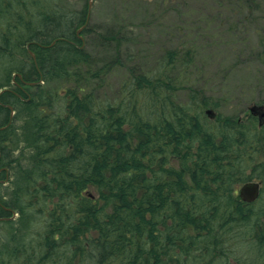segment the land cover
Masks as SVG:
<instances>
[{
    "label": "trees",
    "instance_id": "1",
    "mask_svg": "<svg viewBox=\"0 0 264 264\" xmlns=\"http://www.w3.org/2000/svg\"><path fill=\"white\" fill-rule=\"evenodd\" d=\"M66 1L0 0V264H264V205L237 197L259 181L264 197V126L199 87L186 28L154 68L120 64L123 26L88 28L119 54L98 60L76 33L87 12ZM218 5L237 14L225 43L263 88L264 46L246 43L264 45V0ZM37 81L47 105L25 96Z\"/></svg>",
    "mask_w": 264,
    "mask_h": 264
},
{
    "label": "rangeland",
    "instance_id": "2",
    "mask_svg": "<svg viewBox=\"0 0 264 264\" xmlns=\"http://www.w3.org/2000/svg\"><path fill=\"white\" fill-rule=\"evenodd\" d=\"M219 1L67 0L64 7L69 12L82 10L87 12V22L79 26L76 33L81 43H85V48L98 60H105L114 55L119 56V54L114 49L107 50L88 39L85 30L91 27L106 29L123 26L131 40L121 47L120 64L125 66L143 64L153 67L161 55V47L181 45L176 31L177 27L181 25L186 28L188 32L181 38V42L199 51L197 65L202 68V72L197 73L199 87H204L207 94L212 92L217 98L220 96H224L223 99L228 98L227 103L231 108L229 110L221 108L223 114H232L235 110L237 114L245 118L250 111L243 113L247 110L243 103L249 98L252 99L253 106L264 109V87L255 86L253 88L255 80L253 65L249 69L245 68V60L237 64L235 55H233L237 48L232 49L229 45L227 47L225 42L233 39L226 37L227 24L236 21L237 14L229 10V15L226 17V9L218 5ZM250 33L252 34L248 32L250 36L247 39L248 42L246 41L247 46L252 48L264 46L257 43V37L253 32ZM227 66L232 67L231 73L228 77H224ZM110 72L108 77L105 75L104 80L102 79L104 83L101 85L104 86V92L111 90L115 94L118 89L117 81L124 69L121 65H115ZM14 77L19 76L16 73ZM220 103V107H223L224 101ZM217 112L211 111V116L217 117ZM256 117L259 116L256 115ZM261 198L264 200L263 194ZM253 205L260 208L264 202ZM244 249L251 252V247L244 246Z\"/></svg>",
    "mask_w": 264,
    "mask_h": 264
},
{
    "label": "water",
    "instance_id": "3",
    "mask_svg": "<svg viewBox=\"0 0 264 264\" xmlns=\"http://www.w3.org/2000/svg\"><path fill=\"white\" fill-rule=\"evenodd\" d=\"M33 58L35 56L32 54ZM17 76L20 77L19 74ZM250 112L254 115L259 116L260 121L264 120V109L263 107L252 106ZM211 114V111H208ZM262 125V124H261ZM260 196V184L256 182H249L244 184L238 191V200L246 203H254ZM1 220V219H0Z\"/></svg>",
    "mask_w": 264,
    "mask_h": 264
},
{
    "label": "bare ground",
    "instance_id": "4",
    "mask_svg": "<svg viewBox=\"0 0 264 264\" xmlns=\"http://www.w3.org/2000/svg\"><path fill=\"white\" fill-rule=\"evenodd\" d=\"M80 48L81 49H83V48H85V43H83L81 46H80ZM32 54L35 56V54L32 52V51H30V55H31V57L33 58V56H32ZM34 60H36V56H35V58H33ZM20 75V74H19ZM20 77H21V75H20ZM41 84V82L40 81H37V82H31V83H29L28 85H29V87H31L30 89H27V90H24V92H25V96L27 97V99H28V101L30 100V98H31V96H30V93L32 94H37L38 96H37V98L32 102V104L34 105L35 103H40V104H43V105H47L49 102H50V99H51V97H50V95H49V92L48 91H46V90H38L37 91V88H38V86ZM5 91H11V89L10 88H7ZM37 91V92H36ZM35 92V93H34ZM7 107H8V109H10V111H11V115L13 116L14 114H15V110H14V107L13 106H11V105H7ZM31 113H32V111H31ZM12 119V118H11ZM11 123V122H10ZM9 123V124H10ZM19 152H18V149H16L15 150V153H14V156H17V154H18ZM1 149H0V158H1ZM3 169H1L0 171H2Z\"/></svg>",
    "mask_w": 264,
    "mask_h": 264
},
{
    "label": "flooded vegetation",
    "instance_id": "5",
    "mask_svg": "<svg viewBox=\"0 0 264 264\" xmlns=\"http://www.w3.org/2000/svg\"><path fill=\"white\" fill-rule=\"evenodd\" d=\"M263 125H264V121H263ZM261 198V197H260ZM255 204H262L263 203V201H259V200H257L256 202H254ZM253 203V204H254Z\"/></svg>",
    "mask_w": 264,
    "mask_h": 264
}]
</instances>
